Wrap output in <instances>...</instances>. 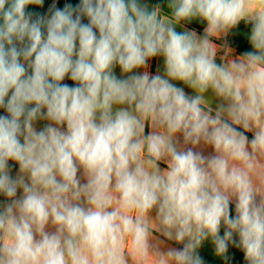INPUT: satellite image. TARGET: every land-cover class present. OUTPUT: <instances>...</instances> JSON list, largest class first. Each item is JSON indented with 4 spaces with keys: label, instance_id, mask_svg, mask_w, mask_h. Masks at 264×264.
Here are the masks:
<instances>
[{
    "label": "clouds",
    "instance_id": "9594fccd",
    "mask_svg": "<svg viewBox=\"0 0 264 264\" xmlns=\"http://www.w3.org/2000/svg\"><path fill=\"white\" fill-rule=\"evenodd\" d=\"M0 109V264H264V0H0Z\"/></svg>",
    "mask_w": 264,
    "mask_h": 264
},
{
    "label": "trees",
    "instance_id": "16d2710c",
    "mask_svg": "<svg viewBox=\"0 0 264 264\" xmlns=\"http://www.w3.org/2000/svg\"><path fill=\"white\" fill-rule=\"evenodd\" d=\"M54 0H45V8L53 3ZM77 3L78 0H58L57 5L62 7L64 3ZM144 2L148 3L150 6L154 5L156 3H164V0H144ZM32 6H30L31 8ZM35 11H43L44 9L36 8ZM86 22V21H85ZM197 25L194 23L192 27H196ZM202 25L197 28L198 31H202ZM250 31V28H246L243 25V22L240 25V28L238 31H236L233 35H230L228 37V41L231 44L232 47L238 48L239 50H250V45L247 42L246 39V33ZM64 83L73 84L70 80H65ZM1 110V109H0ZM1 115V112H0ZM201 255L205 257L206 264H224V262L217 256H215L214 253V247L211 246L210 242H206V244L202 247ZM235 251L234 249H230V252ZM242 255V254H241Z\"/></svg>",
    "mask_w": 264,
    "mask_h": 264
},
{
    "label": "crops",
    "instance_id": "0c3cea01",
    "mask_svg": "<svg viewBox=\"0 0 264 264\" xmlns=\"http://www.w3.org/2000/svg\"><path fill=\"white\" fill-rule=\"evenodd\" d=\"M179 30V29H178ZM222 42V41H221ZM153 63L155 64V66L157 67V68H159L160 69V71L162 72L163 71V67H162V65H163V60H162V58H160L159 60H155V61H153ZM142 71V70H141ZM116 72H117V75H119V69L117 68L116 69ZM154 74V73H153ZM186 91H190V90H188V89H186ZM43 123L44 122H38V124H37V128L39 129L40 127H42L43 126ZM250 135V134H249Z\"/></svg>",
    "mask_w": 264,
    "mask_h": 264
},
{
    "label": "rangeland",
    "instance_id": "374dc122",
    "mask_svg": "<svg viewBox=\"0 0 264 264\" xmlns=\"http://www.w3.org/2000/svg\"><path fill=\"white\" fill-rule=\"evenodd\" d=\"M0 112H1V115L6 114V113H4V111L2 109L0 110ZM10 163H12V162H10ZM0 199H3V197H0Z\"/></svg>",
    "mask_w": 264,
    "mask_h": 264
},
{
    "label": "water",
    "instance_id": "95a60500",
    "mask_svg": "<svg viewBox=\"0 0 264 264\" xmlns=\"http://www.w3.org/2000/svg\"><path fill=\"white\" fill-rule=\"evenodd\" d=\"M54 2V1H53ZM55 2L57 3L58 2V0H55Z\"/></svg>",
    "mask_w": 264,
    "mask_h": 264
}]
</instances>
